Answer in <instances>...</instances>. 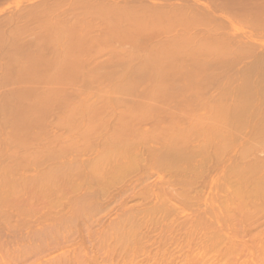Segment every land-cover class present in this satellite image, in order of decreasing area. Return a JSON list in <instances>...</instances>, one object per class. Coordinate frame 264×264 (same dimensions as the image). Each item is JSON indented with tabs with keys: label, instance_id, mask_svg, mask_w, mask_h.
Wrapping results in <instances>:
<instances>
[{
	"label": "bare ground",
	"instance_id": "1",
	"mask_svg": "<svg viewBox=\"0 0 264 264\" xmlns=\"http://www.w3.org/2000/svg\"><path fill=\"white\" fill-rule=\"evenodd\" d=\"M61 1L63 2L65 1L64 4L66 5L62 4ZM67 6L68 8L66 10L68 11L65 10L64 11L65 13L61 12V10L63 11L64 8ZM15 8L16 9L14 11L6 14L8 15V17L4 16L3 18L1 16V19L2 20L4 19V20L0 21V71H2V73L0 74V145L2 146L5 145V148H6V145L9 146V148L8 146L7 148L11 152H7L6 150L8 149L4 148L5 150L4 149L3 150L5 153L3 154L7 156L8 158L7 160L13 159L11 161H14V164L8 163V164H11V165H8L4 163L6 166L3 165L4 167L1 166L0 168L2 171V172L0 171L1 172V175H0V216H2L3 219L7 222L6 223L7 225L8 224L10 225L11 221L15 222L14 220H12L13 218H15L13 217L15 214H17L15 216H17V219H18L19 216L22 215L21 212L24 213V211H26L25 209L27 208H24V205L26 207L27 205L31 203V201L32 203L30 205H32L35 200L38 201V199H41V200H43L44 198L47 199L46 197H48L49 192L51 190L53 192L55 191V193H56V190L57 191L60 190L58 189V186L60 185L61 187L63 186V183L61 184L60 180H64L65 182H69V181L71 182L73 181V177L76 178V176L78 175L81 176V174L84 177V182L86 181L88 185H91L90 186L91 190L93 188H96V192H94L95 195L93 196V199L96 198L97 199L96 202H97L98 200L100 201L101 199L99 198L100 195L101 197L102 196L104 197V194L106 193L105 195L106 197L107 191L109 194L110 192L109 190H111L112 188L115 189L113 186L123 183L126 180V178L127 179L131 178V174L137 175L138 171L140 173L141 170L143 171L145 169H149V167L151 168V166L153 167V165H156L157 167H154V168L158 169L159 172L163 170L164 174H167V172L170 174V175L169 174L166 175V176H169V179H171V181H169L168 184L172 186L174 190L176 189V192L180 195L182 201L188 202L190 200L192 201L196 200L197 198L195 196L191 197V192H193L191 191V189L195 187V184H197L196 180L199 179V177L201 178V174L197 171L200 168L198 167L200 163L196 165V168L198 167L197 170L195 166L193 169L190 167L192 166V164L189 166L190 163L189 164L188 162L184 163L187 157L185 154H188V155L190 154V157L193 155L190 152L185 153L186 147H188L187 144L190 145L189 146L190 148L192 147V144H191L193 141L192 136L193 135L195 136L197 131H200L198 133H202V135L205 133L207 135L208 133V136H205V135L201 136V134L199 135L198 133L196 134L198 138L206 137L205 140L206 141L208 140L207 143L205 142L207 144L206 145L203 141L204 139L202 138V141L204 143V145L202 143V147L203 146L204 147H203V152L200 153V155L202 153L206 154L203 158L206 164L204 162L203 166L200 165L206 169L207 166L213 160L214 156L216 155L214 154L216 153V151L215 152H212V151H214V149H217V152H218L219 148L222 147L221 151L224 150V153H225L226 152L225 149L231 148V146L235 142L234 140H232L233 137L234 139H236V137L238 138L239 133L242 132V130H245L247 126H251L252 128L259 130L260 132L261 131L264 132V52H262L261 54H258L259 49L257 50L256 48H259V47L257 46L255 48L253 44H249L250 43L249 39H248L249 40L248 41L249 43H248L244 41L238 42L237 41L238 38L236 37H235L236 40H234V37L232 38L229 37L233 34L231 35H229V33L227 34L226 31L228 29H226V27L228 25L226 26L225 24V22H227L226 19L228 17L231 18L230 16L232 17L235 16V18L239 16L242 18V16L245 17L246 15L252 14V15L257 16L258 20H259L258 16L259 17L263 16L264 18V0H28L25 3L19 2ZM263 25L264 24H262V27ZM159 27L165 28V29L162 28V30H166V28L168 30L169 28L175 29L177 27L179 28L182 27L184 28L185 32H187L188 34L190 31H193V29H190V28H194L196 30L197 28H199V31L200 29H203L201 30L203 31L202 33L207 31V33L205 34H208V32H211L208 34L210 35V37H213V40L211 41V45L208 44V40L201 39V41H204V40L205 42L207 41V43H204L206 45H202L203 43L201 44V42H198L199 45L198 44L195 45V47L196 46L198 47L196 48L194 47L193 49L196 52L195 54H198L197 52L199 51V49L203 47V49L205 48L204 49L205 51L201 49L203 50V51H200L201 53L204 52L205 55H208V56L209 54L215 55V58H213V60L215 59V62L218 60V62L216 63L214 62V65H216L214 69H217V66L221 68H223L224 66L223 69H225L226 66L229 67L228 64L229 63L232 64L233 62H229L228 64L226 63L228 60L232 61L229 59V57L231 56L233 58L237 56L238 58L236 59H239L240 60L239 62H241V60L244 61L246 57H248L247 59H249L251 56H254V57L256 56L255 60L253 62L251 61L250 65L247 64V67H245L246 69H244L245 71L244 70H243L244 72L242 71L244 74L245 72H247L246 70L248 69V66H250L248 69L249 71L246 74L247 76L244 74V76H246V80L241 79V81H243V83H241L242 85H237L239 86V88L236 89V92L238 90V96H236L235 91L233 92L231 91V88L230 90H228L231 93L227 92L226 88L231 87L230 86L231 84H229V86L228 84H225L227 87L225 86L226 88L224 91L221 90L224 88L220 87L221 89L220 88L219 89L221 92L219 91V93L221 94L224 93L222 96H225V93L227 92L226 93L227 95L230 94L228 95L229 97H231L229 98L230 100L228 99L227 95H226L227 98L220 97L221 94L218 93V95H220L218 96V98L216 96V99L218 100H215L214 98L215 102L213 103L210 100H208L209 104L207 103L205 105L207 107V112L204 113L203 117L201 115H195V114H198V112H201V110L197 111L196 110L197 107L195 108L194 106L197 105L198 110H199V108L202 107L204 105V102L207 100L206 99L208 98L207 94L210 93V92L209 93L207 92V94H204L206 93V90H208V87H207L209 84L208 78L212 77L213 75L214 77L212 78L217 77L215 76L217 75L216 73H218L222 69L218 67V70L220 69L218 72L214 70L213 61L211 62L208 61L209 63L206 61L207 63H205V60H207V58L209 57H212V55L209 57L203 56L204 63H202L203 65L205 64V66L207 67L209 66V64L212 63V69H210V66L208 68L204 66L202 67V64H199L202 61L197 60L198 55L196 57L194 53L192 54L193 56L190 55L191 57H194V60H192L190 57H189L190 59H188V61L192 60L191 62L193 64L192 63L188 64L186 58L189 56V54L192 53V51L194 52V50L192 49L191 51V47L187 49L186 45L188 46L190 45L188 44V43H191L189 40H192V42H194L193 40L194 37H191L192 39L190 38L189 40L187 39L188 41L186 40V38L185 40L183 39L179 41L175 40V42L177 41L176 43L174 42V39H172L173 37H171V40H173V42L172 43L169 42L170 44L167 42L166 44H168V46L160 44L158 42L154 43L155 42L154 39L158 38V35L159 33H161L160 31L162 30L158 32L156 31L157 35H154V36H157V37H153L154 39L152 38L153 36L152 34L155 33L153 31ZM186 28H189L190 31L189 32L186 31ZM182 30H181V33H182ZM224 30L226 32L225 34L229 36H226L224 35V33H222ZM171 31H168L169 35H171V33H169ZM178 32H180V30ZM200 32H197L196 34L194 32V35L196 36ZM212 33L214 36L213 35L211 36ZM182 35L183 34H181V37L184 38L185 35L183 36ZM159 36L161 37V35ZM177 36L179 38L180 35L177 34ZM196 39L198 38L196 37ZM195 41L197 42V40ZM126 44L129 47L126 48L125 47ZM148 44L149 45L151 44L150 49H147ZM88 47H90V49H87V51L88 50L90 51L91 48L93 49L95 48V55H94V52L90 51L93 53L92 54L93 56H90L91 54L88 55L87 59L89 56L91 58H89V60L86 61V56H84L85 58L84 60L82 59V57L85 52V49ZM187 50H190L191 53L188 51L189 54L187 55V57H185L186 62H187L186 64L188 66L190 65V68L192 66L194 67L192 68L193 73L191 72L192 76L194 75L192 77L193 79L191 78L193 80L191 81L192 85L195 86V84L198 82L196 84L198 86L202 80L204 82L207 80L206 84L203 81L201 82L200 85L202 87H200L199 85L201 90L203 86H204V89L201 91L202 94L199 93V95L201 94V96L196 97V99H198V97L203 98L202 97L203 94L207 96L206 98H204L206 99L204 101L201 98H199V100L201 99V101H198L199 104L203 103V105H199L197 104L198 103L197 102L195 103L196 105L192 106L194 102H196L197 100H195L194 97L190 95L191 88L189 92H187L188 89L186 87H184L186 91L183 90L184 88L179 89L180 85L178 83L181 81L184 75L186 78V75H188V73L190 72L189 67H187L189 71L183 68V65H184L183 63L185 62L183 61L184 57L182 55L185 56L187 53ZM107 51H108V55L112 57V60H114L111 63L107 62L109 64L108 66L113 67L112 63L117 62L118 64L119 62L120 65L118 64V66H121V69L119 70V72H117L118 70H116L117 72L116 73L115 70L112 71V69H110L112 72L111 73L110 70L106 67L107 66L106 60L108 61L109 58L111 59V57H108V55H107L108 59L103 58L105 53L107 54ZM201 53L199 54L200 60L203 55V53L202 54ZM230 53H231V56L229 55ZM232 54H234V56ZM181 56L183 58H181ZM100 58H102V61L105 60L103 61L105 63L100 61L101 60ZM138 60H140L141 64L139 63L140 65L138 66L136 64V66L134 67L133 66L135 64L134 62ZM233 61L237 62V60H233ZM117 64L116 65L114 64V66H117ZM235 64L237 65V63ZM131 65L135 68L134 71L132 70L133 67L130 69ZM195 67L197 68L196 70L197 74H194L196 73L194 70ZM182 70L183 72L188 71L186 72L187 74H185V72L183 74ZM113 72H115L117 77L127 76V79H125V81L121 83L106 85V87H104L98 92V99L96 101H94L93 103L89 101H85L83 102V104L76 106L77 108L69 114L68 118H70L71 120H67L64 123H60L62 127L67 128V129H70V128H74L77 130L80 129L81 130L80 136L85 140V143L89 142L90 139H94L96 136H98L99 134H102L103 132L107 130L106 136L103 137L104 138L102 141L103 143H101L102 146L98 150L97 157L88 162L71 165L67 168H63L62 166H60V168L58 167L51 168L52 166L51 167L49 166L51 169L48 168V170L46 171L44 170L41 171L42 174L39 173L38 179H36V181L33 180L35 184L33 183L31 184V180L35 179L37 176L35 175L36 177L34 176V178L29 179L28 177L30 176L27 177L24 175V170L22 173H19V172H20V169L22 170L29 163L33 164V166L37 165L40 167L38 169H41V164L44 163L42 162L43 158L38 155L37 151L32 150L31 147L39 145L42 143V141H44V139H41L40 137L42 136L43 132H44V135L45 134L47 135V133L45 132L48 130V129L46 130V127H47L46 123L48 122L47 120H49L52 117L51 115L54 116V114L62 112L65 109L67 99L72 97V94H75L78 91H80V89L78 88V85L85 86L87 84H93L98 81L100 76L102 75L111 76L113 75ZM228 72L224 71L221 73L224 74ZM240 72L238 73L240 74V77L241 78L244 77L242 76ZM221 73L219 72L218 75L221 76ZM182 74L183 76L180 78V75ZM223 74L222 76H225V74L224 75ZM234 75L236 76V74ZM254 76L257 77L256 80ZM190 77L191 76L189 75L188 78ZM173 78L176 79L178 82L176 84L179 86V87L176 86L178 89L174 86V84L176 83V80H174L175 82L173 81L174 84L173 82H171ZM212 78H209L210 82L214 81V79ZM183 79L181 81L182 83H183ZM191 79H189V82ZM215 79L219 80L218 77ZM221 79L222 77L220 78V80ZM236 79H235V82H236ZM193 82L194 83L196 82V83L193 84ZM172 84L175 88L173 86H171L170 88V85ZM213 85L212 86L210 85V86L213 88L214 87ZM175 89L177 91L179 90L178 91L179 94L182 93L181 91L183 92L185 91L186 92L185 96L190 95V97H193L192 99L190 98L192 100L190 101L193 103L191 104L190 101H187L188 103H186V100H188L189 97H186L188 99L185 98L186 100H184L183 99L184 94L176 95V97L181 96L180 99H183L182 102L184 101L187 105L191 104V107H194L193 109L195 110H192V108L189 107L191 109L190 112L192 111V114L194 111H197V113L195 112L193 116L201 117V118L200 117L194 118L196 119L195 121H193L195 125L192 124L190 129L189 127L188 128L186 127L187 130L185 131L184 129H182L183 126L181 128H178L181 125L180 126L175 125V127L178 128V129L177 128L175 129L177 130L181 129L182 132L181 130L179 132L174 129V132H177V133L172 132L173 135L175 136H171V138L170 136H167L168 133L166 132V130H164L165 128L164 127L163 129L161 128L162 130L160 131L163 132L164 130L163 134L167 133L166 136L164 135L165 136L164 139H166L167 137H169L167 138L168 140L172 139L171 141L169 140L170 142H168L167 145H163L165 142H167L166 140L164 141L161 140L163 135L162 136L160 135L161 138L160 137L158 138L157 136L154 137V135L151 136L155 138L154 139L155 142L157 141L156 138H158V140L160 139L161 142H164V143L159 144L160 141L159 143H155L154 141H151V142H154L155 144L163 145L164 147L162 146L163 148H161V150L160 148H158L157 150L155 147L151 145H150L151 147H146L147 145L149 146V144H152V143H149L150 141L147 143V140L150 138L147 139L146 137H143V134H142L143 132L141 134L139 133L140 137H138V135H136L137 137L136 136L131 137V136H134L132 134H134L133 131L137 129L136 128L137 123L138 122L140 123L143 120L151 116L153 118V115L156 114L157 111L159 113L161 107L163 108L162 106L163 103H165L166 100L169 99L168 98L169 96L173 95L171 93H170L171 95L169 94L170 90L171 92L173 91L172 93H174ZM197 89L198 87L196 88V90L194 91L192 90L191 92H193L194 94L193 93L191 94L195 95V92H197L198 94ZM213 89L215 90L216 88H213ZM199 92H200V89H199ZM214 94L215 93H213L212 95ZM171 97H170V100H172ZM210 99L213 100L212 98ZM123 101L125 102L122 103ZM128 102H129L128 105L130 106V103H131V106L126 107L127 109L124 110L123 107H125V103H126V106H128L127 105ZM167 102L169 103V101ZM172 102L174 103V101ZM175 103H176V100H175ZM170 104L171 103H169L168 105L170 106ZM178 104H180V101ZM181 105H177V106L174 105V106L176 107V109H178V107H180ZM187 105H185L184 110ZM205 106L202 107L203 108L202 111L205 110L204 109ZM120 107L124 111L121 110ZM109 108H114V110H117V111L121 110L123 112L121 113L118 112L120 114L118 117L116 115L118 113L114 111L113 109H109ZM118 108H120V110H118ZM171 109H174V108H171ZM165 110L167 111L168 108H166ZM180 110H183V109H180ZM185 111H182V112H185ZM111 112L114 113V116H117V119L114 117L113 120L115 122L113 121V123L110 126L108 125L109 124L108 119L113 117L112 116L113 114ZM163 112L162 113L160 112V114H163ZM171 112H173V110L170 111V114ZM186 112L189 113V110ZM187 113H185L183 116L185 117L187 116L188 118L189 114ZM108 114H112V115H108ZM160 114H158V116ZM170 114L168 112L169 116ZM177 114L176 116L181 114V112H179L178 115ZM168 115L166 114V116ZM172 115L174 116V114ZM155 116L158 117L157 114L154 115V117ZM163 117L164 119L166 118L165 115H163ZM171 117L172 116H170L169 118ZM191 117H190V120H192ZM159 118L157 120L160 121ZM177 118H174V119H177ZM164 119H162L163 122L165 121ZM185 119L186 118H184L183 120ZM166 120L170 121L169 119H166ZM159 121H156L157 122L156 124H158ZM174 122L176 123L175 120ZM174 122L172 123L174 124ZM170 123L171 121L167 122L166 124L169 125ZM141 124H144V123H141ZM184 126H190V124L188 123V125H184ZM33 129H37L39 130V132L40 130L42 131V133H40L41 134L40 137L37 136L38 134L34 135L32 133L34 132ZM171 129H173V127H171ZM221 130L224 132L222 133L219 132V134L224 133L225 134L224 136L218 135L217 131H221ZM154 131H157V130L154 129ZM160 131L158 130L156 133L161 134ZM167 131L169 132L172 130H170L169 128ZM209 132H210V135L212 132V136L215 133L214 134L215 136H213L214 138L215 137L217 138V136H220L221 140L218 137L220 142L218 140L219 143L216 146L214 144H216L217 142H215L212 136L209 135ZM152 134H154V132ZM232 134H234L235 136ZM240 134L242 135V133ZM241 135L239 138L242 137ZM149 136L150 135H148V137ZM209 136L214 140V142L211 140L209 141ZM190 137L192 138L190 139L191 143H188V139ZM255 137H256V134L254 138ZM48 141L50 144H53L56 142V138H50L48 139ZM252 141L253 143L250 146L254 144L255 140H252ZM258 143H259V140L256 143V145ZM261 143L263 144L260 138V144L258 145L260 146ZM10 144H12V148H13V145L15 146L14 152H12L11 150L12 148ZM141 144L143 145L145 144V146L143 147L141 146ZM202 147L200 151L202 150ZM248 147L246 146L244 147V149L245 148L248 149ZM204 148H205V151H204ZM258 148L257 147L253 148L252 146V148L250 147V149L246 151L242 150L241 153L239 152L240 156L237 155L239 157L238 158L239 161L241 160L242 162L241 161L239 163L237 162L238 164L235 165L233 168H230L231 166H229L231 170L229 171L227 170L229 174H225V175H228L227 178H229L227 180L225 179L226 182L228 181L229 183L231 179L235 180V178L238 177L240 179V183H238V180H237L238 178L236 179L237 180L236 184H234L235 181L233 182L234 185L231 184L232 181L229 183V185L231 184V186H233V189L235 186V190L232 189V192L230 193V194L233 193L232 195L235 196V198L233 197L235 200L232 201L231 200L232 198H229L230 197L229 195H228L229 197L227 196V199L229 198L228 199L229 201L226 198H225L226 200L224 199L226 202L222 200L221 204L224 203V205L223 206L220 205L221 211L217 207L218 211L221 212L219 213V215H218V211L217 213L214 214V212L217 209L214 212H211L210 210L211 208H210L208 209V211L202 212V214L204 213L203 216L201 212L197 215L194 212L195 214L193 215L195 216H185L184 218L176 217L174 219L173 218L174 216H173L171 217V220L173 221L170 222L169 224L168 222L171 220L168 221L166 218L167 217L170 218V216L174 215L175 212H178V210H180L178 208H181V207L176 208V204L172 202L171 198L169 200L168 195H167L168 197L167 196L165 197L166 192L170 191L168 190L169 188L166 189L167 187H165V190H163L164 188L162 189L160 187L163 191L159 190L160 192L161 191L162 192L161 193L159 192L158 197L160 198V201H162L160 196H163L164 203L162 205L159 204L158 206V203H156L157 205L155 204V206L153 205L151 208H144L140 210L137 207L136 208L133 207L134 204H131L133 208L129 209L128 211L127 210L124 211L123 216L122 215H121L122 217L119 216V220L116 218L115 220H113V222L111 221L107 227L106 225H104L106 227L105 229L102 228L103 227L102 226L101 228L103 230H100L99 233H96V235L98 236H95V235L90 236L93 230L89 231L90 235L89 234L88 235L90 238L92 237L91 238L92 243H91V240H89L90 241L89 245L91 247L88 248V251H85V254L83 255L84 258L82 256L83 251H81L80 253L78 252L79 255H81L79 257V259L81 258L80 261L76 260L75 258V255H77L78 253H76L75 255L69 254V256H62L61 254V256L57 258L56 257L51 258V259L49 258L47 260L41 261L39 264H247V260H244L242 258V256L245 254L244 251H246V249H247L246 253L249 252V255H250L249 257H252L253 260L255 259V261L257 259L258 260L260 259L261 262L259 263L264 264V228H263L264 227V181H263L264 177L262 179L259 176L260 174L259 172L261 173L263 172L262 169L264 168V160L257 158L260 155L257 156L256 154H253L256 152L255 150ZM251 149L253 150L255 149V150L251 151ZM1 151L2 150H0V153ZM9 153L10 154L13 153V154L10 156ZM221 153L222 152H220V155H218V157L222 155L221 156L222 158L224 157V155H226V154L223 155ZM246 154L247 155L252 154L254 155V157H251L252 155H249L250 157L245 159L247 157V156L245 157ZM201 156L203 157V154ZM49 157H50L49 158L50 160L54 159L53 155H50ZM218 157L216 158L215 156V159L218 160ZM260 157H263V156H260ZM191 158H194V157H191ZM221 158L219 159L222 161V159L224 158L222 159ZM249 158H251L252 160L249 161L250 160ZM24 160H27V161H24ZM189 161H191V159ZM194 161L195 159L193 160V162ZM25 162H27L28 164L26 163L24 165ZM216 162L219 164V161H216ZM183 163L185 165L188 164V166L191 169L186 168L187 166H185ZM244 163L246 167L243 166ZM21 164L24 167H22ZM183 167L186 170L189 169V171H187L189 175L188 174L185 175L186 173H184L185 169ZM26 168H28V166H26ZM159 168L162 170H160ZM25 173H27V171ZM147 174H149V172ZM147 174L145 176H147ZM141 175L142 174L140 173L139 176ZM90 178H93V180H91ZM168 184H165V185H168ZM36 191H37V194L35 193ZM93 191L94 189L92 190V192ZM142 191L143 192H141L140 195L142 194L145 197L143 198V196L141 195L142 199H146V198L152 199L153 198L152 196L154 195L157 196V193H158L156 192L157 190L156 191L153 190L151 186L144 187ZM59 192L60 194L61 192L63 194V191H58L57 193ZM92 192L91 194L93 195ZM163 192L165 193V195H163ZM168 193L169 192H167V194ZM91 194L90 195L88 194L87 197L92 198ZM50 195L48 198L49 200H50ZM164 197L166 198V200L167 199L168 200L166 201ZM91 198L89 200L90 203L87 198H86L87 200L85 198H84L85 200L80 199L81 200L80 202L84 201L82 202V206L85 207V209L83 207L82 209L79 206L81 210L78 209V205H77L78 203L80 204V202L75 203L73 201L75 205L73 208L75 210L72 209V211L74 214L76 213L79 214V215L76 214V218L80 216L82 218L83 215H87L85 214V210L87 211L88 207L90 208L92 206L90 204L91 203L93 204L95 201ZM179 199H176V200L178 201ZM130 201L131 200H129V202ZM168 201L169 202L171 201V202L169 203ZM87 203L89 205H87ZM172 203L175 204V206H172V207L173 208L175 207V209H178V210L174 211V209L172 208L173 213L170 214L171 210L168 209L167 207H169L170 204L173 205ZM42 204L43 206L45 205L44 203ZM167 204H169V206ZM36 207L38 208V206ZM126 207L128 208L127 205ZM190 208H191V205H190ZM39 209H41V207ZM34 210L36 211V209H33V211ZM66 210L67 209H65V211ZM76 210H78L80 213L79 212L75 213ZM30 212L31 210L28 211V213ZM183 212H184V209H183ZM211 213L216 215L217 220L220 221L219 223L216 222L215 216H212L213 214ZM24 214L27 215L26 213ZM50 214L53 215V213L51 212ZM55 214L58 215L57 213ZM220 214L222 215L224 214L222 218L226 215V220H224L225 217L222 219ZM61 215L63 216V214ZM208 215L212 216L211 219H213V217L215 218V221H213L214 223L210 221L211 219L209 220L208 217L205 218ZM42 217H40V219L43 220L44 218ZM47 217L49 216H46L45 218L46 221H47ZM70 217H71L70 220H72V216ZM87 217H85L86 218L85 222L83 221V219H82L83 222H81V223H84L83 225H86L84 226L85 229L88 226V224H90L88 223L89 220L87 219ZM257 217H259L260 219L256 220L258 219ZM30 218H27V219L30 221L36 222L35 221L36 219L31 220L32 218L31 219ZM98 218L99 217H97V219ZM79 219L77 218V220ZM165 219L168 221L167 222L168 224L166 223L167 225H163V227L165 228L161 227L155 230L156 226H158V224L161 225L162 222L164 223ZM220 219L225 221V222L223 221V224H225L226 227H227V224L228 225L230 224L231 226H233L231 228V226L229 225L230 228L233 229L232 230L233 232L229 231L231 230V229H228L229 227H227L228 230L224 229L222 227L223 225H221ZM4 220H1V222ZM21 220L23 221L24 218ZM70 220H66V222L67 221L69 222ZM77 220L76 222H78ZM18 221L19 220H17V222ZM64 221L65 220L61 222H64ZM74 222L75 221L72 220L73 224L71 226L73 228L76 227L75 225L76 223ZM20 223H17V224L19 225ZM26 223L28 224V221ZM216 223L219 224V226L216 225ZM64 224H63L64 229L62 230L66 229V232L67 231L69 232L71 230L69 228L70 225H68L69 223L67 224L68 226ZM57 225L58 223L56 224V226L55 225L54 227L52 226V228H50L51 231L44 230V231L49 232L47 234H45L44 231L43 232L40 231L42 232V234L44 233L43 235H41L39 231H38L39 234L38 232H36V234L34 232V237L36 236L35 239L38 237V240L40 239L41 242L40 240L39 242L38 240H35V241H37L38 243H41L42 245V242H43L42 240L44 238L43 244L47 243V244H44V247L40 245L41 248L38 249V251L36 248L39 245H36L37 243H34L35 242L34 239L33 240L30 239L31 237H33L32 234H30L31 237L30 236L27 237V235L25 236V238L30 237L28 239L29 244L32 241H34L33 243L30 244L31 246L29 244L27 246V243L24 241V238L23 239L18 238L19 236L16 237V239H14L13 242H10V243H7L6 241L4 243H2L3 241L0 242V246H1L0 264H29L31 258L33 257L35 258V256L36 257L39 256L38 258H40V254H38L39 250H40V253H42L43 249L46 246H48L46 247L48 248L47 250H52V246H56V244H54L55 237L51 238V235L53 234V231H56V233L55 232L54 233L57 234V231L61 230V229L58 230L59 227ZM19 226H21V224ZM66 226L70 230H67ZM18 227L15 226V228L13 229H15L16 231L17 230L16 228ZM46 229H49V228L47 227ZM76 229L77 228H75V230ZM90 229H93V228H90ZM90 229L88 228V230ZM160 229H162L161 232L159 231ZM144 230L145 232H143ZM61 232H59L57 235H59ZM74 233H77V232H74ZM92 233L95 234V232H92ZM18 234H19V231H18ZM46 235H48L47 238H46ZM248 236L250 240L246 239ZM48 237H50L53 241L52 242L48 241L49 240ZM60 237L61 236H59V238ZM11 238L9 237L10 240ZM45 239H48L47 240L48 242L45 241ZM23 241H24V244H23ZM84 241H82V243ZM56 243L58 244L59 242L56 241ZM79 248H82V247L80 246ZM30 249L34 250V252ZM89 249H90V253H89ZM28 251L29 252L32 251V253H35V256L32 257L30 255L31 252L29 254ZM241 251L243 255L241 254ZM239 253L242 256H240ZM42 255H45V254L43 253ZM236 255L238 257L240 256V258L236 259L235 258ZM245 256L247 255H244L243 257ZM224 261L225 263H223ZM257 261L256 263H258ZM30 263L32 264L34 262L31 260Z\"/></svg>",
	"mask_w": 264,
	"mask_h": 264
},
{
	"label": "rangeland",
	"instance_id": "2",
	"mask_svg": "<svg viewBox=\"0 0 264 264\" xmlns=\"http://www.w3.org/2000/svg\"><path fill=\"white\" fill-rule=\"evenodd\" d=\"M28 0H2V1H0V21H3L2 19H1V16L4 18V16H6V17H8V15H6V14H8V13H10V12H12V11H14L16 8V5L19 3V2H27ZM62 2V4H64V2L63 1H61ZM68 2V1H67ZM69 3V2H68ZM64 5H66V4H64ZM69 5V4H68ZM68 8V6L67 7H65L64 8V10L62 11L61 10V12H63V13H65L64 11L66 10ZM66 11H68V10H66ZM251 15V16H250ZM250 15H246L245 17L244 16H242V18L241 17H239V16H237V18H235V16L234 17H232V16H230L231 18H227L226 20H227V22H225V24H226V29H228L226 32H227V34L229 33V35H231V34H233V35H231V36H229V35H227V34H225L226 32H225V30L222 32V33H224V35H226V36H229V37H234V40H236V38H238L237 39V41L238 42H241V41H244V42H248L249 40V44H253L254 45V47L256 48L257 46L259 47V48H256L257 50L259 49V51H258V54H261L262 52H264L263 50H264V25H263V27H262V24H264V18H263V16L261 17H259L258 16V18H259V20L257 19V16H255V15H252V14H250ZM253 19H252V18ZM256 17V18H255ZM244 18H246V19H244ZM261 18V19H260ZM8 19V18H7ZM252 19V20H251ZM254 20V21H253ZM257 20V21H256ZM261 20V21H260ZM253 21V22H252ZM256 22H258V23H256ZM259 22H261V23H259ZM256 23V24H255ZM255 24V25H254ZM258 24H259V26H258ZM257 25V26H256ZM160 28V27H159ZM156 28V30H154L153 32H155V33H153L152 35V38L153 37H157V36H154V35H157V32L158 31H160V30H162V28ZM196 28V27H195ZM163 29H165V28H163ZM184 30V28H182V27H177V28H169L168 30H167V28H166V30H162V31H160L161 33H159V35H161V37L158 35V38H153L154 39V43H156V42H158V43H160V44H163V45H167L168 46V44H166L167 42L169 43H172L173 42V40H171V37H173L172 39H174V42H175V40H177V41H179V40H185V38H186V40L188 39H190L191 37H194L193 38V40H194V42H192V40H189L191 43H188V44H190L189 46L188 45H186L187 46V49H189L190 47H191V51H192V49L195 47V45L196 44H198L199 45V43L198 42H201V44L202 45H206V44H204V43H207V41L205 42V40H208V44L209 45H211V41L213 40V37H210V35H208L209 33H211V32H208V34H205V33H207V31L206 30H204V31H206V32H204V33H202L203 31H201V30H203V29H200V31H199V28H197V30L196 29H194V28H190V29H193V31H190L189 30V28H186V31H190L189 32V34L187 33V32H185V30H184V32H183V30ZM174 31V32H172V31ZM177 30V31H176ZM180 30V32H178ZM181 30H182V33H181ZM157 31V32H156ZM168 31H171V32H169V33H171V35H169L168 34ZM167 32V33H166ZM176 32V33H175ZM194 32H195V34L197 33V32H200V33H202V34H200V33H198L196 36L194 35ZM185 33V34H184ZM164 34V35H163ZM177 34L178 35H180L179 36V38L181 37V34H183V35H185V37L183 38V37H181L180 39L178 38V36H177ZM191 34V35H190ZM204 34V35H203ZM81 35V34H80ZM182 35V36H183ZM186 35H187V37H186ZM192 35H194V36H192ZM198 35H199V37H198ZM213 35V33L211 34V36ZM82 36V35H81ZM176 36H177V38H176ZM188 36H189V38H188ZM214 36V35H213ZM196 37L198 38V39H196ZM204 37V38H203ZM236 37V38H235ZM176 38V39H175ZM208 38V39H207ZM241 38V39H240ZM247 38V39H246ZM170 39V40H169ZM192 39V38H191ZM201 39L203 40V39H205L204 41H201ZM211 39V40H210ZM242 39H244V40H242ZM249 39V40H248ZM160 40H162V41H160ZM169 40V41H168ZM187 40V41H188ZM195 40H197V42L195 41ZM199 40V41H198ZM245 40H247V41H245ZM176 41V42H177ZM236 41V42H237ZM175 42V43H176ZM210 42V43H209ZM252 42V43H251ZM169 43V44H170ZM174 43V44H175ZM194 46H193V45ZM257 44V45H256ZM114 45H116V44H114ZM252 45V46H253ZM256 45V46H255ZM261 45V46H260ZM125 47L127 48V47H129L127 44L125 45ZM196 47H198V46H196ZM195 47V48H196ZM200 47V46H199ZM261 47V48H260ZM151 48V44L149 45H147V49H150ZM254 48V49H255ZM263 48V49H262ZM87 49H90V47H88V48H86L85 49V52H84V54H83V57H82V59L84 60L85 58H84V56H86V61L87 60H89V58H91L90 56H93L92 54V52H94V55H95V48L93 49V48H91V50L90 51H92V52H90L89 50L87 51ZM145 49H146V47H145ZM198 49V48H197ZM201 49H203V47L202 48H200L199 49V51L198 50H196V51H198L197 53L198 54H195L196 52H195V50H194V52L192 51V53L190 52V50H187V53H186V55L184 56V55H182L181 56V58H183V61L185 62V63H183L184 65H183V68L184 69H186V70H188V68L187 67H189V69H190V72L188 73V75H186V78H185V75L183 76V74H184V72H183V70H182V72H183V74L182 75H180V78L182 77V79H183V83L181 82L182 81V79H181V81L178 83L177 82V80L176 79H174L173 78V80L171 81V82H173L174 80H176V83L174 84V82H173V84H174V86L176 87V86H178V85H176L177 83L180 85V87H179V89H182V88H184V87H186L187 89H188V91L187 92H189V90H190V88H191V90H190V95L191 96H193L194 97V99L195 100H197L196 102H194V104L191 102L192 100V98L193 97H190V95H188V96H185L186 95V90H185V88L183 89V90H185L184 92L183 91H181L182 93H180V94H184V98H183V96H182V98L184 99V100H186V99H188V98H186V97H189V99L188 100H186V103H188L187 101H190V103L191 104H193L192 106H194V105H196L195 103H197L198 101H201V99L204 101V100H206L205 102H204V105H203V103H201V104H199V102L197 103V104H199V105H203V106H205L207 103H208V100H210L212 103L213 102H215L214 101V98H215V100H218V99H216V96H217V98H218V96H220V95H218V93H219V91H220V89L221 88H224V89H221L222 91H224L225 90V88L227 87L225 84H228V86H229V84H231L230 86L231 87H229V88H226L227 89V92H229V93H231L230 91H228V90H230V88H231V91L233 92V91H235V93H236V96H238V90H237V92H236V89L237 88H239V86H237V85H242L241 83H243V81H241V79H245L246 80V74H247V72L249 71L248 69H249V67L250 66H248V69L246 70L247 72H245L244 74L246 75V76H244V74H243V72L245 71L244 69H246L245 67H247V64H251V61L253 62L254 60H255V58H256V56L254 57V56H251L249 59H247L248 57H246V59H244V61L243 60H241V62H239L240 60L239 59H236V58H238L237 56H235L234 58L231 56V53L229 54L231 57H229V59L230 60H232V61H227V63L226 64H228L229 62H233L234 63V65H233V63L231 64V63H229L231 66H232V68H231V66L228 64V66L229 67H225V69H223L224 68V66H223V68H221V67H219V66H217V69H214V67L216 66V65H214V62H215V59L213 60V58H215V55H213V54H211L212 55V57H209V56H211L210 54H209V56L208 55H205V53L204 52H202L203 53V55H202V58H201V60H200V56H199V54L201 53L200 51H203V50H201ZM255 49V50H256ZM94 50V51H93ZM235 50V49H234ZM256 50V51H257ZM88 53H87V52ZM191 53V54H189V52ZM205 51V50H204ZM106 52V51H105ZM105 52H103V53H105ZM110 52V51H109ZM232 52V51H231ZM234 52V51H233ZM194 53V55H196V57H197V55H198V57H197V60H199V61H202L201 63H199V64H202V63H204L203 61V58L204 57H209V58H207V60H205V63H207L208 61H213V69L214 70H216L217 72L220 70H218V67L219 68H221L222 70H220L219 72L221 73V72H224V71H226V72H228V73H224L225 74V76H222V74L223 73H221V76L220 75H218L219 74V72L218 73H216L217 75H215V76H217L218 77V79L220 80V78L222 77V79L219 81V80H217V79H215V78H217V77H215V78H212V77H214V75L212 76V77H209V78H212V79H214V81H211L210 82V79L208 78V82H209V84L212 86L213 84V88H216L215 90L208 84V90H206V93H204V91H203V93L204 94H207V92L209 93V94H207L208 95V98L210 97V98H212L213 100H211L210 98L208 99V98H206L207 96L206 95H204L203 94V98H201V97H198V99H196V97L197 96H201V91L204 89V86H203V88H202V90H201V88L200 87H202L200 84H201V82L203 81H201L200 82V87H199V85L197 86L196 84L198 83H194L193 82V84H195V86H193L192 85V83H191V81H193L192 79V77L194 76H192V71H193V69L192 68H194L192 65V67L190 68V65L188 66L186 63L188 62V64L190 63H192L191 61L192 60H194V57H191L190 55H192ZM201 53V54H202ZM91 54V55H90ZM189 54V56L187 57V55ZM88 55H90L89 57H88V59H87V56ZM103 55V54H102ZM101 55V56H102ZM107 55H108V51H107V54L105 53V55L103 56V58L104 59H108V57H111V56H109L108 55V57H107ZM233 56H234V54H232ZM193 56V55H192ZM204 56V57H203ZM214 56V57H213ZM185 57H187L186 59H187V62H186V59H185ZM192 59V60H189L188 61V59H190V58ZM196 57H195V59H196ZM210 58H212V59H210ZM217 58V57H216ZM101 60L100 61H102V58H100ZM209 59V60H208ZM112 57H111V59L109 58L108 59V61L106 60V64H107V66H106V64H105V66L110 70V69H112V71H114L115 70V72H116V70H118L117 72H119V70L121 69V66H118V64H119V62H118V64H117V62L116 63H112L113 65V67H111V66H108L109 64L107 63V62H109V63H111V62H113L114 60H112ZM226 60H227V58H226ZM233 60H237V62L235 61H233ZM103 61H105V60H103ZM102 61V62H103ZM182 61V60H181ZM182 61V62H183ZM207 61V62H206ZM243 61V62H242ZM136 62H138V63H136ZM136 62H134L135 64L133 65L134 67L136 66V64H137V66L138 65H140L141 63H140V60H138V61H136ZM216 62H218V60L216 61ZM215 62V63H216ZM103 63H105V62H103ZM140 63V64H139ZM209 63V62H208ZM235 63H237V65L235 64ZM242 63V64H241ZM244 63H246V64H244ZM114 64L116 65L117 64V66H114ZM193 64V63H192ZM225 64V65H226ZM241 64V65H240ZM120 65V64H119ZM206 65H208V64H206ZM238 65H240V66H238ZM243 65V66H242ZM132 65L130 66V69L133 67ZM201 66V65H200ZM207 67V66H205V64L203 65L202 64V67ZM209 66H210V69H212V63L211 64H209ZM208 66V67H209ZM111 67V68H110ZM118 67H120V68H118ZM133 67V71H134V68ZM197 67V66H196ZM195 67V72H196V70H197V68ZM207 67V68H208ZM234 67V68H233ZM107 68H105V69H107ZM137 68V67H136ZM227 68H228V70H227ZM231 69V70H230ZM236 69V70H235ZM109 70H107V71H109ZM244 70V71H243ZM189 71V70H188ZM188 71H186V72H188ZM235 73H234V72ZM241 71V72H240ZM243 71V72H242ZM110 72H111V70H110ZM115 72H113V75H111V76H108V75H102V76H100V78L98 79V81L97 82H95V83H93V84H87V85H85V86H81V85H78V88L80 89V91H78L77 93H75V94H72V97H70V98H68L67 99V101H66V107H65V109L62 111V112H59V113H57V114H54V116L53 115H51L52 117L49 119V120H47L46 122V125H47V127H46V130L48 131H45L46 133H47V135L45 134L44 135V132H43V134H42V136L40 137V133H42V131L40 130V132H39V130H37V129H33V131L34 132H32L34 135H37V136H39L41 139H44V141H42V143L41 144H39V145H36V146H33V147H31V149L32 150H35V151H37V153H38V155L40 156V157H42L43 158V161L42 162H44V163H42L41 164V169H38V168H40L39 166H33V164H31V163H27V162H25L24 163V165L27 163L28 165H26V166H28V168H26V166L24 167L22 164V167H24L22 170L20 169V172L19 173H22L23 172V170H24V175L25 176H30V177H28L29 179L30 178H34V176L36 177L35 179H32L31 180V184L33 183V184H35L34 182H33V180L34 181H36V179H38V175H39V173L40 174H42V172L41 171H46V170H48V168L49 169H51V168H53V167H58V168H60V166H62L63 168H67V167H69V166H71V165H76V164H80V163H85V162H88V161H90V160H92V159H94V158H96L97 157V154H98V150L101 148V146H102V144L101 143H103L102 141H103V137H105L106 136V134H107V130L105 131V132H103L102 134H99L98 136H96L94 139H90V141L89 142H87V143H85V140L80 136V132H81V130L79 129V130H77V129H74V128H70V129H67V128H64V127H62L61 126V124L60 123H64V122H66L67 120H71L70 118H68L69 117V114L71 113V112H73L77 107L76 106H79V105H81V104H83V102H85V101H89V102H91V103H93L94 101H96L97 99H98V92L101 90V89H103L104 87H106V85H109V84H115V83H121V82H124L125 81V79H127V76H124V77H117L116 76V74H115ZM116 72V73H117ZM185 72V74H187ZM192 72V73H191ZM241 73L242 74V76H244V77H240V74H238V73ZM2 73V71H0V74ZM112 73V72H111ZM194 74H197V72L196 73H194ZM223 74V75H224ZM228 74V75H227ZM234 74H236V76L234 75ZM238 74V75H237ZM191 76L190 78H188V76ZM240 78H239V77ZM204 77V76H203ZM203 77H202V79H203ZM232 77V78H231ZM255 77V76H254ZM188 78V79H187ZM192 78V79H191ZM225 78V79H224ZM229 78H230V80H229ZM237 78V79H236ZM240 80H239V79ZM256 78L257 77H255V80H256ZM186 79V80H185ZM189 79H191L190 80V82H189ZM232 79H234V80H232ZM235 79H236V82H235ZM206 80V79H205ZM216 80V81H215ZM228 80H229V82H231V83H229L228 82ZM244 80V81H245ZM179 81V80H178ZM187 81V82H186ZM207 81V80H206ZM206 81L204 82L205 84H206ZM218 81V82H217ZM170 82V83H171ZM214 82V83H213ZM220 82V83H219ZM190 85H188V84ZM191 83V84H190ZM219 83V84H218ZM222 83V84H221ZM234 83V84H233ZM237 83V84H236ZM173 84L172 85H170V88H171V86H173ZM185 84H186V86H185ZM224 84V85H223ZM188 85V86H187ZM203 85V84H202ZM217 85V86H216ZM220 85V86H219ZM173 86V87H174ZM183 86V87H182ZM193 86V87H192ZM226 86V87H225ZM236 86V87H235ZM174 87V88H175ZM198 87V89H197V91H198V94H197V92H195V95H192L191 93H193V92H191L192 90L194 91V90H196V88ZM206 87V86H205ZM212 89H211V88ZM221 87V88H220ZM235 89H234V88ZM169 88V89H170ZM177 88V87H176ZM218 88V89H217ZM220 88V89H219ZM178 89V88H177ZM199 89H200V92H199ZM233 89V90H232ZM176 91V92H175ZM179 91V90H178ZM176 89L174 90V93H172L171 92V90H170V92H169V94L171 93V94H175L174 96L173 95H171V96H169L168 98L169 99H167L166 100V102L167 101H169V103H171L170 104V106L168 105L169 103L167 102V104H166V102L165 103H163V108L161 107V109H160V111H159V113H158V111L156 112V114H157V116H158V114H160V112L162 113L163 112V110H164V112H163V114H160L158 117H154V115H156V114H154L153 115V118H152V116L151 117H148L147 119H145V120H143L142 122H138L137 123V125H136V128L139 130H137L136 128V130L135 131H133L134 132V134H132V135H134V136H131V137H135L136 135H138V137H140V135H139V133L141 134L142 132V134H143V137H146L147 139L148 138H150V139H145V140H147V143L149 142V143H152V144H149V146L147 145L146 147H151V146H153V147H155L157 150H158V148H160V150H161V148H163L164 146L163 145H167V143L168 142H170L167 138H169V137H167L166 139H164V137L166 136V134H167V136H170V138H171V136H175V135H173V133H177V132H174V129L175 128H177V127H175V125H178V126H180V127H178V128H181L182 126L184 127H182V129H184V131L185 130H187V128L189 127V129H190V127H191V125L192 124H194V122L193 121H195L196 119H194V118H199V117H197V116H193V114H195V112L197 113V111H200L201 110V112H198V114H195V115H201L202 117L204 116V113H206L207 112V107L205 106L204 107V111H202L203 110V106L202 107H200L199 108V110H198V106L196 105V106H194L195 108H196V110L197 111H194L193 112V114H192V111L190 112V108H192V110H195V109H193L194 107H191V104L188 106L184 101V103L182 102V100L183 99H180V97H176V95H178L179 94V92H178ZM212 91V92H211ZM221 92V91H220ZM226 92V93H227ZM199 93H201L200 95H199ZM213 93H215L214 95H212ZM217 93V94H216ZM225 93V96H222L224 93H219V94H221V96L220 97H226L227 98V96L228 95H230V94H226ZM179 94V95H180ZM189 94V93H188ZM194 94V93H193ZM227 95V96H226ZM235 96V95H234ZM170 97H171V99L172 100H170ZM176 99H175V98ZM186 98V99H185ZM191 98V99H190ZM199 98H201L200 100H199ZM204 98H206V99H204ZM229 98H231V97H229L228 96V99ZM179 99V100H178ZM219 99H221V98H219ZM223 99H225V98H223ZM175 100H176V103H175ZM195 100H193V101H195ZM230 100V99H229ZM172 101H174V103L172 102ZM179 101H180V104H178L179 103ZM125 101H123L122 103H124ZM129 104V102L127 103V105ZM182 104V105H181ZM209 104V103H208ZM166 105H168V106H166ZM174 105H181L180 107H178V109H176V107L174 106ZM185 105H187L186 106V108H185V110L186 111H188L189 110V113H187L185 110H184V107H185ZM120 106H122V105H120ZM130 106H131V103H130ZM129 105L128 106H126V103H125V107H123L124 108V110L125 109H127L126 107H130ZM188 107V108H187ZM190 107V108H189ZM121 108V107H120ZM120 108H118V110H120ZM166 108H168V110L166 111L165 109ZM171 108H174V109H171ZM202 108V109H201ZM109 109H113L114 110V108H109ZM115 109H117V108H115ZM163 109V110H162ZM176 109V110H175ZM180 109H183V110H180ZM188 109V110H187ZM112 110V111H113ZM121 110H123L122 108H121ZM117 111V110H114V111H116L117 113L119 112V113H121V112H123V111ZM171 110H173V112H171V114H170V111ZM176 111V112H175ZM182 111H185V112H182ZM109 112V111H108ZM115 112V113H116ZM165 112H166V114L168 115V112H169V114H170V116H172L171 118L173 119H171V118H169L168 116H166V114H165ZM177 112H178V114H179V112H181V114H177ZM112 113V112H111ZM116 114L118 117H119V115L120 114ZM185 113H187V114H189L188 115V118H187V116L185 117V116H183ZM113 114V115H112ZM112 114H108V115H112L111 117L112 118H109V116H108V125H110L111 126V124L113 123V119H114V117L117 119V116H114V113H112ZM172 114H174V116L172 115ZM176 114L179 116H176ZM163 115H165V119H164V117H163ZM191 115H192V117H191ZM163 118H162V117ZM159 117H161V118H159ZM168 117V118H167ZM178 117V118H177ZM180 117H182V118H180ZM190 117H191V119L192 120H190ZM160 119V121L159 120H157V119ZM174 118H177V119H174ZM179 118H180V120H179ZM184 118H186L187 119V121H186V119L185 120H183ZM201 118V117H200ZM52 119V120H51ZM115 119V120H116ZM151 119V120H150ZM162 119H164L165 121L163 122L162 121ZM166 119H169L170 121H171V123L169 124V125H171V126H169L168 124H166L167 122H170V121H168V120H166ZM110 120H112V121H110ZM147 120V121H146ZM155 120V121H154ZM174 120L176 121V123L174 122ZM178 120V121H177ZM117 121V120H116ZM145 121V122H144ZM149 121V122H148ZM152 121V122H151ZM156 121H159V123L158 124H156L157 122ZM186 121V122H185ZM189 121V122H188ZM115 122V121H114ZM153 122H154V124H153ZM166 122V123H165ZM172 122H174V124L172 123ZM184 122V123H183ZM141 123H144V124H141ZM150 123H152V124H150ZM180 123H182V124H180ZM187 123V124H186ZM188 123L190 124V126H184V125H188ZM139 124V125H138ZM184 124V125H183ZM49 125V126H48ZM114 125V124H113ZM168 125V126H167ZM195 125V124H194ZM109 126V127H110ZM138 126V127H137ZM153 126V127H152ZM158 126V127H157ZM168 128H167V127ZM155 127V128H154ZM163 127L165 128L164 130H166V134H163V132H164V130H163V132L162 131H160V130H162L163 129ZM171 127H173V129H171ZM187 127V128H186ZM194 127V126H193ZM140 128V129H139ZM162 128V129H161ZM167 128V129H166ZM170 128V130H172V131H167L168 129ZM177 128V129H178ZM152 131H151V130ZM154 129L155 130H159L160 132H161V134L160 133H156L157 131H154ZM177 129H175L176 131H179L180 132V130L181 129H179V130H177ZM191 129H193V128H191ZM262 129V128H261ZM183 131V132H184ZM190 131H192V130H190ZM145 132V133H144ZM150 132H151V134H150ZM154 132V134H152ZM172 133V135H171V133ZM181 132H182V130H181ZM198 132H200V131H197V133ZM218 132V135H225L224 133L223 134H219V132L220 133H222V132H224V131H217ZM262 132V133H261ZM259 131V130H256L255 128H252L251 126H247L246 127V129L245 130H242V132H240V133H242V135L239 133V137H240V135L242 136L241 138H237L236 137V139H234V137H233V139L232 140H234L235 142L233 143V145L231 146V148H224L225 149V153H224V150L223 151H221V148L222 147H220L219 148V153L217 152V149H214V151H212V152H215L216 151V153H214V154H216L215 156H216V158L218 157V155H220V152H222L221 154H226V155H224V157H222V158H224V159H222L221 158V156H219L218 157V160H216L215 159V156H214V158H213V160L211 161V163L207 166V168L205 169V168H203L202 166L204 165V162H205V160L203 159L204 158V156L206 155V154H204V153H202L203 154V157L200 155V153L201 152H203V147H202V143H203V141H204V143L206 142L207 143V141L205 140L206 139V137L205 138H203V137H201V138H198L197 137V133L195 134V136L193 137L192 136V138H193V141H192V143H191V140L190 139H192L191 137L188 139V143H191L192 144V149L189 147L190 145L189 144H187V146L188 147H186V152L185 153H192L191 155V157H194V158H191L190 157V154L188 155V154H185L187 157H186V160L184 161V163H186V162H188V164H189V166L192 164V166H190L192 169L194 168V166H195V168H196V165L197 164H199L198 165V167H200L199 168V170H197V168H196V170L201 174V178L199 177V179H197L196 180V183L197 184H195V187L194 188H192L191 189V191H193V192H191V197H196L197 199L196 200H190V201H182V199H181V197H180V195L176 192V189L174 190V188L172 187V186H170L168 183H169V181H171V179H169V176H166L167 174H169L168 172H167V174H164V172H163V170L162 169H160V170H162V171H158V169H155L154 167H157L156 165H153V167L151 166V168L149 167V169H145V170H141V176H139L140 175V173H139V171H138V173H137V175H134V174H131V178H126V180L123 182V183H121V184H118V185H115V186H113L115 189H111V190H109L110 192H109V194H108V191H107V196L105 197V195H106V193L104 194V197L102 196L101 197V195L99 196V198H101L100 199V201L98 202H96V198L95 199H93V196L95 195L94 194V192H96V188H93L94 189V191L92 192V190L90 189L91 187V185H88V183L85 181L84 182V177L82 176V174H81V176L80 175H78V176H76V178H74L73 177V181H69V182H65L64 180H60V183L62 184L63 183V186H65V187H61V185L60 186H58V189H60V190H58V191H63V194H62V192H61V194H60V192L59 193H57L58 191L56 190V193H55V191L53 192L52 190V193H54V194H52L51 193V191L49 192V195H50V200L48 199L49 198V195H48V197H46L47 199H43V200H41V199H38V198H36V199H38V201L37 200H35L34 201V203L32 204V205H30L31 203H32V201H31V203L29 204V205H27L26 207H25V205H24V208H27V209H25L26 211H24V213H26L27 215H25L23 212H21V216H19V218L17 219V216H15V215H17V214H15L13 217H15V218H13L12 220H14L15 222H13V221H11V224L9 225V227H8V225L6 224L7 222L3 219V217L2 216H0V222H1V220H4V221H2L1 223H0V242H2V243H4L5 241L7 242V243H10V242H13V240L14 239H16V237H18V238H24V241L27 243V246H28V239L31 237V235L30 234H32V236L34 237V232H35V234H36V232H40V231H44V230H50L51 231V229L50 228H52V226L54 227V225L56 226V224L58 223V227H59V229L58 230H60V231H57V234L59 233V232H61L59 235H57V234H55L56 233V231H53V234H55V235H51V238H54V241H55V243L54 244H56V246H52V250H47L48 248H46V247H48V246H46L44 249H43V252L42 253H40V250H39V253L38 254H40V258L41 257H43V258H38L39 256H35V253H32V251L34 252V250H32V249H30V250H32V251H30L31 252V254H30V252L28 251V253L33 257V256H35V258L33 257V258H31V260L34 262V263H32V264H39L41 261H44V260H47V259H51V258H54V257H59V256H61V254H62V256H69V254L70 255H72V254H76V253H80L81 251H83V254H82V256L85 254V251H88V248H90L91 246L89 245L90 243V241L89 240H91V243H92V237L90 238L89 237V235H90V233H89V231H91V230H93L92 232H95V234L94 233H92L91 232V235L90 236H98V235H96V233H99L100 232V230H103L102 228H106L107 226H108V224L112 221L113 222V220H115L116 218L119 220V216H123V213H124V211H128L129 209H132L133 207H137L138 209H144V208H151L153 205L155 206V204L156 203H158V206H159V204L160 205H162L163 203H164V199H163V196H160L161 197V199H162V201H160V198L158 197V194H159V190H162L163 188V190H165V187H167L166 189H168V190H170V191H167V192H169V193H171V191H172V196H173V198H172V196H171V194H167V192H166V195H165V193L163 192V195H165V197L168 195L169 196V200H170V198H171V200H172V202H174L175 204H176V208H178V207H181L182 208V210H181V208H178V209H180V210H178V209H175V207L173 208L172 206H175V204L174 203H172L173 205H171L170 204V206H169V204H167L169 207H167L168 209H170L171 210V212H170V214L171 213H173V209H174V211H176V210H178V212H175V214L174 215H172V216H170V218L169 217H167L166 219L169 221V220H171V217H173L174 219L177 217H182V218H184L185 216H195V215H193V214H195L196 213V215L197 214H199L200 212H201V214H202V212H204V211H208V209H210L211 210V212H214L216 209H217V207H218V209L221 211V207H220V205H224V203L223 204H221L222 203V200H224L225 198L227 199V196L229 197V198H232L231 200L233 201V200H235L234 198H235V196H233L232 194H230L231 192H232V189H233V186H231V184L232 185H234V184H236V182H237V180H238V183H240V179L238 178V177H236L235 178V180H230L229 181V183L231 182V184L229 185V183H228V181L226 182V180L227 179H229V178H227V176L228 175H225V174H229L228 173V171L229 170H231L230 168H233L235 165H237L240 161H239V157L237 156V155H239L240 153H241V151L242 150H248V149H250V147L252 148V146H253V148H255V147H257L258 148V144H260V138H261V140H262V142H263V144L261 143V145L259 146V148L258 149H254L256 152L255 153H253V154H256L257 156H263V157H257V156H255V157H257V158H259V159H263L264 160V132L263 131ZM170 133V134H169ZM214 133V132H213ZM146 134H148V135H150L149 137H148V135H146ZM199 135L201 134V136H208V133H207V135H206V133L205 134H203L202 135V133H198ZM215 134V133H214ZM213 134V136H215ZM236 134V133H235ZM255 134H256V139L254 138V136H255ZM154 135V137H160L161 138V136H162V138H161V140H166L167 142H161V140L159 139L158 140V138H156L157 139V141L155 142L154 141V137H151V136H153ZM161 135V136H160ZM165 135V136H164ZM209 135H210V132H209ZM226 135H228V134H226ZM232 135H234V134H232ZM237 135V134H236ZM263 135V136H262ZM142 136V135H141ZM210 136H212V132H211V135ZM209 136V141L211 140V141H213L214 142V140H215V142H217L216 144H214L215 146L220 142V140H221V138H220V136H217V138L219 137L220 138V140H219V138L217 139L216 137L214 138L213 136H212V138L214 139H212L211 137ZM235 136V135H234ZM260 136V137H259ZM262 136V137H261ZM137 137V136H136ZM197 137V138H196ZM254 139H253V138ZM50 138H56V142L55 143H53V144H50L49 143V141H48V139H50ZM153 138V139H152ZM195 138V139H194ZM202 138L204 139L203 141H202ZM211 138V139H210ZM46 139V140H45ZM197 139V140H196ZM218 140H219V142H218ZM252 140H255L254 141V144L252 145V146H250L252 143H253V141ZM256 140H257V142H258V140H259V143L256 145ZM68 141V142H67ZM151 141H154L155 143H159V141H160V143L159 144H161V143H164L163 145H158V144H155L154 142H151ZM145 142V141H144ZM143 143V142H142ZM154 143V144H153ZM204 143H203V145H204ZM205 143V144H206ZM210 143H212V142H210ZM11 145V148H12V144H10ZM151 145V146H150ZM207 145V144H206ZM263 145V146H262ZM1 147H2V149H1V147H0V150H2L1 151V153H0V168H1V166H6L5 164H8V163H13L14 164V161H11V160H13V159H9V160H7L8 158H7V156L6 155H4L3 153H5L4 152V150L7 148V146L8 145H6V148H5V145H0ZM141 146H145V144L143 145V144H141ZM161 146V147H160ZM163 146V147H162ZM248 147V149L247 148H245L244 149V147ZM262 146V147H261ZM201 147H202V150L200 151V149H201ZM261 147V148H260ZM5 148V149H4ZM8 148H9V146H8ZM7 148V149H8ZM10 148V149H11ZM216 148V147H215ZM4 149V150H3ZM14 149H15V146L13 145V148L11 149L12 150V152H14ZM187 149H189V150H187ZM213 149V148H212ZM9 150V149H8ZM8 150H6L7 152H11L10 150L8 151ZM253 149H251V151H252ZM253 150V151H254ZM258 150V151H257ZM204 151H205V148H204ZM240 152V153H239ZM249 153V152H248ZM10 154V153H9ZM13 154V153H12ZM12 154H10V156L12 155ZM50 155H53L54 156V159L53 160H50L49 158V156ZM236 155V156H235ZM249 155H252V154H249ZM249 155H245V159H247L248 157H250ZM231 156V157H230ZM240 156V155H239ZM8 157H9V155H8ZM235 157H236V159H235ZM251 157H254V155H252ZM219 158H221L222 159V161H223V163H222V161L219 159ZM51 161H49V160ZM191 159V161H189ZM195 159V161L193 162V160ZM238 159V160H237ZM242 159V158H241ZM250 160L249 161H251L252 159L251 158H249ZM202 160H203V162H202ZM219 161V164L216 162V161ZM227 160V161H226ZM235 160H236V162H235ZM244 160V159H243ZM24 161H27V160H24ZM221 161V162H220ZM246 161V160H245ZM244 161V162H245ZM191 162H193V163H191ZM235 162V163H234ZM238 162V163H237ZM242 162V161H241ZM247 162V161H246ZM5 163V164H4ZM183 163V164H184ZM217 163V164H216ZM234 163V164H233ZM249 163V162H248ZM31 164V165H30ZM56 164V165H55ZM188 164H184L185 166H187L186 168H190L189 166H188ZM194 164V165H193ZM205 164H206V162H205ZM8 165H11V164H8ZM67 165V166H66ZM183 165V166H184ZM200 165H202V166H200ZM3 166V167H4ZM51 168H50V167ZM229 166H231L230 168H229ZM243 166L244 167H246V165H245V163L243 164ZM61 167V168H62ZM146 168H148V167H146ZM153 168V169H152ZM184 168V167H183ZM190 168V169H191ZM229 168V169H228ZM25 169H27V170H25ZM185 169V168H184ZM149 170V171H148ZM152 170V171H151ZM228 170V171H227ZM263 170V172H264V168L262 169ZM0 171H1V169H0ZM27 171V173H25ZM149 172V174H147L148 172ZM187 171H189V169H185V172L184 173H186L185 175H187L188 174V172ZM226 171V172H225ZM2 172V171H1ZM1 172H0V175H1ZM147 172V173H146ZM197 172V173H198ZM261 173V172H259L260 174H259V176L263 179V174L264 173ZM31 173V174H30ZM166 173V172H165ZM184 173H182V174H184ZM30 174V175H29ZM147 174V176H145ZM262 174V175H261ZM132 175H134V176H132ZM170 175V174H169ZM189 175V174H188ZM192 175V174H191ZM225 176H226V178H225ZM147 178V179H146ZM152 178V179H151ZM238 178V179H237ZM75 179V180H74ZM91 180H93V178H90ZM226 179V180H225ZM237 179V180H236ZM145 181H147V182H145ZM165 181V182H164ZM235 181V183L233 184V182ZM264 181V180H263ZM228 183V184H227ZM237 183V184H238ZM135 185V186H133V185ZM161 184H162V186H161ZM165 184H168V185H165ZM223 184V185H222ZM225 184V185H224ZM120 185V186H119ZM144 185V186H143ZM127 186V187H126ZM148 186H151L152 188H153V190H157L156 192H158L157 193V196L156 195H154V196H152L151 198L152 199H150V198H146V199H142L141 198V195H140V193L141 192H143L142 190L144 189V187H148ZM171 188H170V187ZM59 187H61V188H59ZM82 187V188H81ZM88 187V188H87ZM162 189H161V188ZM62 188H64V189H62ZM129 188V189H128ZM57 189V188H56ZM62 189V190H61ZM136 189V190H135ZM225 189H227V190H225ZM89 190V191H88ZM91 190V191H90ZM127 190V191H126ZM130 192H129V191ZM132 190V191H131ZM162 190V191H163ZM233 190H235V186H234V189ZM37 191H39V190H37ZM37 191L35 192L36 194H37ZM66 191V192H65ZM137 191V192H136ZM161 191V192H162ZM198 191V192H197ZM90 192V193H89ZM91 192L93 193V195L91 194ZM127 192H128V194H127ZM160 192V193H161ZM228 193V194H226V193ZM234 192V191H233ZM175 193V194H174ZM194 193V194H193ZM58 194V195H57ZM92 195V198L91 199H93V200H95L94 201V203L92 204H90V205H92L90 208L88 207V210L86 211L85 210V214H87L88 215V217H87V215H83V216H85V217H87V219L89 220H87L88 221V223H90V224H88V228L90 229V228H93V229H90V230H88V228L86 227V229L84 228V226H86V225H83L84 223H81V222H85L86 221V218L85 217H83L82 216V218H81V216L80 217H77L79 220H77V218H76V214H78V213H76V212H79L78 210H76L75 211V213L76 214H74L73 213V211H72V209H74L73 207L75 206L74 205V202L76 203V202H80L81 200L80 199H83V200H85L86 198L88 199V201L90 200V198L89 197H87V195ZM126 194V195H125ZM156 194V193H155ZM54 195V196H53ZM60 195V196H59ZM66 195V196H65ZM84 195H85V197H84ZM137 195V196H136ZM140 195V196H139ZM232 195V196H231ZM235 195V194H234ZM59 196V197H58ZM80 196V197H79ZM121 196H122V198H121ZM143 196V195H142ZM155 196H156V198H155ZM167 196V197H168ZM225 196V197H224ZM52 197V198H51ZM54 197V198H53ZM58 197V198H57ZM85 199H84V198ZM133 197H134V199H133ZM137 197V198H136ZM140 197V198H139ZM164 197V198H165ZM234 197V198H233ZM76 198V199H75ZM79 198V199H78ZM98 198V199H99ZM136 198V199H135ZM143 198H145L144 196H143ZM180 198V199H179ZM221 198V199H220ZM228 198V199H229ZM54 199V200H53ZM86 199V200H87ZM133 199V200H132ZM167 199V200H168ZM176 199H179L178 201L176 200ZM193 199H195V198H193ZM200 199V200H199ZM225 199V200H226ZM227 199V200H228ZM41 202H40V201ZM44 200H46V201H44ZM128 200V201H127ZM129 200H131L130 202H129ZM147 200V201H146ZM165 200H166V198H165ZM166 200V201H167ZM181 200V201H180ZM219 200V201H218ZM224 200V202H226ZM37 201V202H36ZM43 201V202H42ZM74 201V202H73ZM221 201V202H220ZM229 201V200H228ZM40 202V203H39ZM56 202V203H55ZM82 202H84V201H82ZM82 202H80V204L78 203L77 205H78V209H80V208H82L83 206H82ZM92 202V201H91ZM126 202H127V204H126ZM145 202V203H144ZM147 202V203H146ZM169 202V201H168ZM171 202V201H170ZM169 202V203H170ZM186 204H185V203ZM220 202V203H219ZM42 203H44L45 205L43 206V204ZM52 203V204H51ZM89 203H90V201H89ZM184 203V204H183ZM40 204H41V206H40ZM50 206H49V205ZM131 204H134V206L132 207V205ZM188 204H189V206H188ZM38 206V208L36 207V206ZM87 205H89L88 203H87ZM86 205V206H87ZM122 205H124V206H122ZM126 205L128 206V208L126 207ZM137 205V206H136ZM150 205V206H149ZM157 205V204H156ZM178 205V206H177ZM190 205H191V208H190ZM79 206H80V208H79ZM145 206V207H144ZM185 206H187V207H185ZM35 207V208H34ZM41 207V209H39ZM44 208V210H43V208ZM49 207H51V208H49ZM77 207V206H76ZM212 207H213V209H212ZM214 207H216V208H214ZM84 209H85V207H83ZM82 208V209H83ZM87 208V207H86ZM123 208V209H122ZM173 208V209H172ZM33 209H36V211L34 210L33 211ZM61 209V210H60ZM65 209H67L66 211H65ZM183 209H184V212H183ZM218 209L214 212V214L215 213H217V211H218ZM223 209V208H222ZM30 211L31 210V212L30 213H28V211ZM39 210V211H38ZM63 210H64V212H63ZM75 210V209H74ZM81 210V209H80ZM96 210H97V212H96ZM99 210V211H98ZM213 210V211H212ZM72 211V212H71ZM103 211V212H102ZM36 214H35V213ZM47 212V213H46ZM50 212L51 213H53V215L52 214H50ZM71 212V213H70ZM87 212V213H86ZM91 212V213H90ZM95 212V213H94ZM195 212V213H194ZM222 212H223V210H222ZM41 213H42V215H41ZM55 213H57L58 215H56ZM63 214V216L61 215V214ZM80 213V212H79ZM81 213H82V211H81ZM90 213V214H89ZM97 213V214H96ZM206 213V212H205ZM209 213V212H208ZM219 213H221V212H219L218 211V215H219ZM39 214V215H38ZM46 214H48V215H46ZM69 214H71V215H69ZM113 214V215H112ZM207 214V213H206ZM210 214V213H209ZM211 214H213V213H211ZM212 215V216H215V218H216V215ZM29 215H30V217L32 218L33 216V218L31 219L30 217H29ZM79 215V214H78ZM81 215V214H80ZM176 215V216H175ZM178 215V216H177ZM204 215V213L202 214V216ZM221 215V218H222V216L224 215H222V214H220ZM25 216V217H24ZM38 216H40V217H42V218H44L43 220L42 219H40V217H38ZM46 216H49V217H47V221L45 220V218H46ZM70 216H72V220L73 221H75L74 223H76L75 225H76V227H72L71 225L73 224L72 223V220H70L71 219V217ZM89 216H90V218H89ZM121 216V217H122ZM209 216H211V215H208V216H206L205 218H209V220L212 218V216L211 217H209ZM260 216V215H259ZM1 217H2V219H1ZM24 218V222L21 220V219H23ZM30 218L31 220H33V219H36L35 221L37 222V224H36V222H34V221H30V220H28L27 218ZM93 218V220H92V218ZM97 217H99L98 219H97ZM120 217V218H121ZM225 217V218H224ZM223 218H224V220H226V215L224 216ZM261 217V216H260ZM263 217V216H262ZM25 218H26V220H25ZM49 218V219H48ZM96 218V219H95ZM215 218L213 217V219H211L210 221H215ZM222 218V219H223ZM258 219H256V220H259L260 218L259 217H257ZM15 219H17V220H19L18 222H17V220H15ZM40 219V220H39ZM74 219H76L78 222H76V220H74ZM82 219H83V221H82ZM85 219V220H84ZM165 219V221H164V223L162 222V226L161 225H159L158 224V226H156V228H155V230H157V228L159 229V228H165V227H163V225H167L168 223L170 224V222H172L173 220H171V221H167ZM222 219H220L221 220V225H223L222 227L224 228V229H226V230H228V229H231L233 226H231L230 224V226H231V228H230V226L227 224V227H229L228 229H227V227L225 226V224H223V221L224 220H222ZM22 222H21V221ZM39 220V221H38ZM63 220H65L64 222H61V221H63ZM66 220H70L69 222L67 221L66 222ZM90 220H92V221H90ZM96 222H95V221ZM99 220V221H98ZM102 220V221H101ZM255 220V221H256ZM28 221V224L26 223ZM30 221V222H29ZM57 221V222H56ZM80 221V222H79ZM101 221V222H100ZM3 222H4V224H3ZM21 222V223H20ZM41 222H43V223H41ZM95 222V223H94ZM101 223V225H100V223ZM168 222V223H167ZM216 222H220V221H218L217 220V218H216ZM225 222V221H224ZM17 223H20L21 224V226H19ZM68 224V225H70L69 226V228L71 229H68L67 228V226H66V228H67V230H70L69 232L67 231L66 232V229L65 230H62V229H64L63 227V224ZM94 223V224H93ZM99 223V224H98ZM167 223V224H166ZM214 223V222H213ZM3 224V225H2ZM19 226H17V225ZM64 224V225H65ZM82 224V225H81ZM97 224V225H96ZM2 225V226H1ZM13 225H15L16 227H18V228H16L17 230L15 231V229H13V228H15V226H13ZM45 225H46V227H45ZM60 225V226H59ZM90 225V226H89ZM104 225H106V227L104 226ZM216 225H218L219 226V224H217L216 223ZM221 225H220V227H221ZM5 226V227H4ZM10 226H12V227H10ZM62 226V227H61ZM92 226V227H91ZM103 226V227H102ZM153 226H155V225H153ZM225 226V227H224ZM49 228V229H46V228ZM96 227V228H95ZM102 227V228H101ZM219 227V228H220ZM3 228H4V230H3ZM10 228V229H9ZM75 228H77L76 230H75ZM151 228H152V226H151ZM167 228V227H166ZM218 228V229H219ZM264 228V227H263ZM2 229V230H1ZM12 229V230H11ZM19 229V230H18ZM31 229V230H30ZM85 229V230H84ZM98 229V230H97ZM144 229V228H143ZM142 229V230H143ZM221 229V228H220ZM55 230V229H54ZM74 232H77V233H74ZM95 230H97V231H95ZM233 229H231V230H229L230 232H233L232 231ZM12 231V232H11ZM18 231H19V234H18ZM84 231V232H83ZM86 231V232H85ZM88 231V232H87ZM160 232L162 231V229H160L159 230ZM158 231V232H159ZM16 234H15V233ZM30 232V233H29ZM39 232H38V234H39ZM42 232H40V234L41 235H43L42 234ZM45 232V234H47V233H49V232H47V231H44ZM55 232V233H54ZM63 232H64V234H63ZM66 232V233H65ZM143 232H145V230L143 231ZM159 232V233H160ZM229 232V233H230ZM85 233V234H84ZM157 233V232H156ZM156 233H155V235H156ZM4 236H3V235ZM50 234H51V232H50ZM71 234V235H70ZM73 234V235H72ZM89 234V235H88ZM158 234V233H157ZM2 235V236H1ZM27 235V237L28 236H30L29 238H25V236ZM65 237H64V236ZM11 236H12V238H11ZM39 236V235H38ZM47 236L48 235H46V238H47ZM53 236V237H52ZM56 236H57V238H56ZM59 236H61L60 238H59ZM70 238H69V237ZM74 236V237H73ZM8 237V238H7ZM9 237L11 238V240L9 239ZM33 237H31L30 239H34V241L35 240H38V237L35 239V237L33 238ZM44 237V236H43ZM42 237V238H43ZM63 237V238H62ZM72 237V238H71ZM84 237V238H83ZM88 237V238H87ZM49 238V240L48 239H45V241H50V242H52L53 240L50 238V237H48ZM67 238H68V240H67ZM86 238V239H85ZM96 238V237H95ZM27 239V240H26ZM56 239V240H55ZM70 239H71V241H70ZM84 239H85V241H84ZM94 239V238H93ZM247 240H250V238H249V236L246 238ZM8 240V241H7ZM40 240V239H39ZM39 240H38V242H39ZM59 240V241H58ZM24 241H23V244H24ZM30 241V240H29ZM34 241H30L31 243H33ZM43 242H44V238H43V240H42ZM47 241V242H48ZM56 241L57 242H59L58 244L56 243ZM82 241H84L83 243H82ZM94 241V240H93ZM37 241H35L34 243H37L36 245H41V243H38ZM40 242H41V240H40ZM43 242H42V247H44V244H47V243H44L43 244ZM88 242V243H87ZM2 243H1V245H2ZM25 243V244H26ZM30 243V244H31ZM29 244V245H30ZM33 245V244H32ZM35 245V246H36ZM64 245V246H63ZM67 245V246H66ZM83 245V246H82ZM250 245H251V243H250ZM31 246V245H30ZM29 246V247H30ZM37 247L36 249H37V251H38V249H40L41 248V246L40 247ZM70 246V247H69ZM82 247V248H79V247ZM26 247V246H25ZM24 247V248H25ZM29 247H28V249H29ZM57 247H59V248H57ZM0 248H1V246H0ZM23 248V249H24ZM84 248V249H83ZM35 249V250H36ZM246 251H247V249H246ZM246 251H244L245 252V254L244 255H247L248 257L250 256L249 255V252H247L246 253ZM255 251V250H254ZM53 253V254H51V253ZM45 254V255H42V254ZM79 253L77 254V255H75V258H76V260H79L80 261V259H79V257L81 256V255H79ZM89 253H90V249H89ZM34 254V255H33ZM67 254V255H66ZM240 254V253H239ZM241 254H242V251H241ZM240 254V256H242ZM243 255V256H244ZM78 256V257H77ZM240 256L238 257L237 255H236V259L238 258H240ZM242 256V258L244 259V260H247V264H260L259 262H261V260L259 261L257 258V262L258 263H256V261H255V259L253 260V258L252 257H247V256H245V257H247V258H245V257H243ZM71 257V256H70ZM73 257V256H72ZM83 258H84V256H83ZM37 259V260H36ZM40 259V260H39ZM242 259V260H243ZM31 260H30V262H31ZM29 262V264H31ZM223 263H225V261L223 262ZM262 264V263H261Z\"/></svg>",
	"mask_w": 264,
	"mask_h": 264
}]
</instances>
